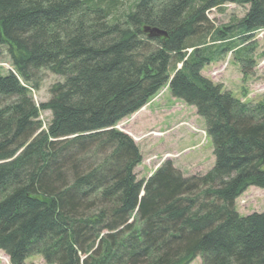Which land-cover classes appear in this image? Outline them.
<instances>
[{"label":"trees","instance_id":"1","mask_svg":"<svg viewBox=\"0 0 264 264\" xmlns=\"http://www.w3.org/2000/svg\"><path fill=\"white\" fill-rule=\"evenodd\" d=\"M123 1L0 0V58L15 70L0 71V249L10 264H264V211L236 208L264 189V96L202 74L233 51L252 75L264 0H134L115 15ZM227 3L249 9L206 41L207 12ZM43 69L63 81L37 104ZM166 86L205 122L215 164L185 176L166 161L139 180L140 147L117 126Z\"/></svg>","mask_w":264,"mask_h":264},{"label":"rangeland","instance_id":"2","mask_svg":"<svg viewBox=\"0 0 264 264\" xmlns=\"http://www.w3.org/2000/svg\"><path fill=\"white\" fill-rule=\"evenodd\" d=\"M133 3L134 0H124L118 5L115 15H120L123 11H131L134 8ZM248 9L249 5L236 3H227L221 7L212 8L207 12L211 25L210 31L202 38L212 42L211 35L215 29L235 26L245 16ZM226 33L239 35L236 28L226 30ZM249 45L254 48V66L249 69L252 72L251 76L244 77L241 65L233 51H230L223 60L206 66L202 74L213 82L221 84L225 90L231 91L242 101L255 102L264 96V30L258 31L250 40ZM7 70L15 71L4 47L0 58V71L6 72ZM38 78V89H32V95L35 102L41 104L50 100L51 86L63 81V78L44 69L38 72ZM146 106V109L139 110L122 120L117 126L128 135L135 136L134 139L130 135L140 146L143 160L135 168L139 180L148 179L166 161H172L185 176L206 173L214 166L212 140L205 132V122L197 117V112L192 110L193 107L171 96L167 86L163 87ZM40 118L46 128L52 118V113L43 110ZM236 208L243 216L263 212L264 189L250 187L237 199ZM6 262L10 264L7 257ZM28 263L46 264L41 256L30 258ZM0 264H6L2 254ZM191 264H203L202 257H197Z\"/></svg>","mask_w":264,"mask_h":264},{"label":"water","instance_id":"3","mask_svg":"<svg viewBox=\"0 0 264 264\" xmlns=\"http://www.w3.org/2000/svg\"><path fill=\"white\" fill-rule=\"evenodd\" d=\"M142 31L144 34L148 35L149 37H163L167 36L168 33L167 31L157 28V27H152V26H143ZM182 65L179 66L181 68ZM144 192H142L143 194Z\"/></svg>","mask_w":264,"mask_h":264},{"label":"crops","instance_id":"4","mask_svg":"<svg viewBox=\"0 0 264 264\" xmlns=\"http://www.w3.org/2000/svg\"><path fill=\"white\" fill-rule=\"evenodd\" d=\"M184 104H185V103H184ZM146 107H147V106H144V107L142 108V111H143L144 109H146ZM192 110H195V113H196V109H195L194 107H193ZM192 110H191V111H192ZM196 114H197V113H196ZM197 117H199V116H197ZM200 118H201V117H200ZM142 128H143V127H142ZM143 133H144V131L142 132V134H143ZM130 135H131V134H130ZM131 136H132V135H131ZM132 137L134 138L135 136H132ZM134 139H135V138H134ZM139 139H140V138H139ZM139 139H138V140H139ZM136 143H137V141H136ZM137 145H138V143H137ZM139 147H140V146H139ZM141 153H142V152H141ZM201 173H202V172H201Z\"/></svg>","mask_w":264,"mask_h":264},{"label":"bare ground","instance_id":"5","mask_svg":"<svg viewBox=\"0 0 264 264\" xmlns=\"http://www.w3.org/2000/svg\"><path fill=\"white\" fill-rule=\"evenodd\" d=\"M7 257V256H6ZM8 258V257H7ZM9 259V258H8ZM10 262V261H9Z\"/></svg>","mask_w":264,"mask_h":264},{"label":"built area","instance_id":"6","mask_svg":"<svg viewBox=\"0 0 264 264\" xmlns=\"http://www.w3.org/2000/svg\"><path fill=\"white\" fill-rule=\"evenodd\" d=\"M206 132V131H205Z\"/></svg>","mask_w":264,"mask_h":264}]
</instances>
